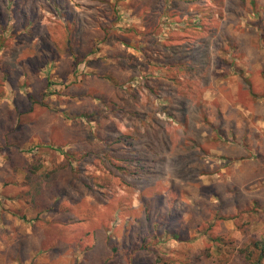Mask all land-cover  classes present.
Masks as SVG:
<instances>
[{
  "label": "rangeland",
  "instance_id": "obj_1",
  "mask_svg": "<svg viewBox=\"0 0 264 264\" xmlns=\"http://www.w3.org/2000/svg\"><path fill=\"white\" fill-rule=\"evenodd\" d=\"M11 111L0 264H242L225 242L264 240V0H0V140ZM33 161L60 167L41 210Z\"/></svg>",
  "mask_w": 264,
  "mask_h": 264
},
{
  "label": "trees",
  "instance_id": "obj_2",
  "mask_svg": "<svg viewBox=\"0 0 264 264\" xmlns=\"http://www.w3.org/2000/svg\"><path fill=\"white\" fill-rule=\"evenodd\" d=\"M125 44H129L124 42ZM108 79V77H106ZM114 84L118 86V83L113 80ZM52 84V83H51ZM15 111H11V115L8 118V122L5 125L4 135L1 137V142L5 143V146H9L11 144V139L13 134L15 133ZM140 113H136L135 116L138 119H141ZM148 133H151V141L146 144L144 150L145 154L141 156V160H139L140 164H147L150 167V160H149V153L151 151H155L159 148L158 137L157 134H152V130H148ZM132 162V160L130 161ZM19 169L18 166H15L13 170L17 172ZM22 171L25 173V186L27 190L25 192V200L24 204L25 207L30 209H44L46 203L50 200L51 192L58 186V176L60 173V167L54 168L51 170L43 169V166L38 161H33L30 163H25L24 166L21 168ZM89 190H92L90 186H87ZM258 201L252 202L248 212L252 215H256L259 210ZM174 210H171L170 215L174 217ZM245 214V213H244ZM237 218L238 216H225L221 214V211L217 213L218 221H225L229 218ZM210 229H213L212 226H209ZM208 228V229H209ZM245 236H249L248 232H243ZM207 234V232H206ZM209 237L211 234H207ZM215 239L213 236H211ZM148 245L146 244L142 246L141 249H146ZM225 250H227L232 257L240 256L242 258V264H264V240H257V239H250L249 242H242L236 244L235 239H230L223 245ZM149 251L153 252L156 250L148 249ZM117 251V248L114 249ZM175 264L173 261H168L166 258H160L157 263L152 264Z\"/></svg>",
  "mask_w": 264,
  "mask_h": 264
}]
</instances>
